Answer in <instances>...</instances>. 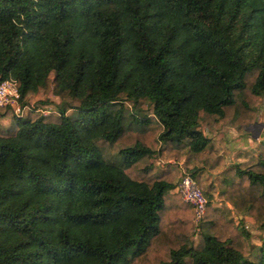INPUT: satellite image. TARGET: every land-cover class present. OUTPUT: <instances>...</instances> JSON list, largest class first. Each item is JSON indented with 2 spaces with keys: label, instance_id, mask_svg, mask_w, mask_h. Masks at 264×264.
<instances>
[{
  "label": "trees",
  "instance_id": "16d2710c",
  "mask_svg": "<svg viewBox=\"0 0 264 264\" xmlns=\"http://www.w3.org/2000/svg\"><path fill=\"white\" fill-rule=\"evenodd\" d=\"M9 78L22 107L50 88L60 102L0 112V264H264V239L224 218L219 233L209 201L198 243L172 232L193 215L182 161L198 186L219 172L264 232V142L226 167L202 130L256 121L264 0H0Z\"/></svg>",
  "mask_w": 264,
  "mask_h": 264
},
{
  "label": "rangeland",
  "instance_id": "374dc122",
  "mask_svg": "<svg viewBox=\"0 0 264 264\" xmlns=\"http://www.w3.org/2000/svg\"><path fill=\"white\" fill-rule=\"evenodd\" d=\"M53 77L54 75L52 74L51 78ZM47 101H52L56 103L60 102V100L53 94L52 88H50V90L44 91L41 94L31 97L30 104H32L34 108L39 107L40 109H44V110L50 109V108L56 109L53 105L42 104V103H46ZM253 103H254V108L256 107L255 108L256 109L255 111L256 121L255 123L251 124L247 128L234 129V128H230L222 124L221 126L222 130L217 133H212L211 131L207 130L206 127L202 128L205 135L211 138L212 142L215 144L213 148L216 151L213 154L215 157H218V155L221 156L220 154H222L223 151L224 153L226 152V154H224L225 155L224 157H230V156L232 157L231 159H228L227 161L229 162V164L226 162V167L227 166L230 167L233 164H238L237 160L240 158L238 156L239 153L252 152V150H247V149L241 150L233 154L232 156V154L227 152V148L225 147V144L223 145V143H253V137L255 138L257 137V139H255L256 142L254 143L264 142V97H260L256 99V101ZM5 121L7 123L0 121V126L7 127V125L9 124V121L13 122V117L10 115L9 117L6 118ZM258 139H260L261 141H257ZM151 140H149V142H151ZM216 149H219V150H216ZM258 151H259V148H257V150L253 152L258 154ZM248 161H251V158L247 159L246 161L243 159L241 162H248ZM169 162L172 163L173 161L170 160ZM154 164H155V161H154ZM182 164H183V161L181 162V164H179L178 174L174 180V184L178 181V179L180 178L182 174L181 168H180V165ZM158 166L160 167L161 165H158ZM159 167L157 168V172L160 171L161 167L160 168ZM155 168H156V164H155ZM202 175L203 176L199 177L200 179L199 187L202 190V192L207 196L210 206L213 209H217L220 212L219 215H221V216L218 215L220 217L219 219L221 222L218 225L219 227L217 231L223 234L222 228H224L225 230V225H226L225 221L231 220L235 225H241L242 228L245 230V232L249 233L250 242H252L254 245H259L264 239V232H261L258 229L257 222L253 219V217L250 214L242 213L239 210H237L233 206L232 202L229 201L226 198V196L221 193L219 172H216L214 170L213 171L206 170L202 172ZM174 193L177 194L176 191H174ZM178 216L181 218L182 221L183 220L186 221V224L182 228L177 229V231L175 230L176 229L175 228L172 231L173 234L174 235H178L180 233L183 235L185 234V236H187V239H189V241H194L195 244L198 243L200 240V236L198 235L199 231H197V228H195L194 214L192 215V213L187 211ZM223 218L227 220L223 222Z\"/></svg>",
  "mask_w": 264,
  "mask_h": 264
},
{
  "label": "built area",
  "instance_id": "2783aa9c",
  "mask_svg": "<svg viewBox=\"0 0 264 264\" xmlns=\"http://www.w3.org/2000/svg\"><path fill=\"white\" fill-rule=\"evenodd\" d=\"M20 99L19 87L14 79L9 78L0 83V111L10 109L12 115L15 117L27 116L34 107L32 104L22 107ZM37 111L47 115L50 109H38ZM156 163L157 165L163 164L159 160ZM180 168L182 174L175 183L174 191H176L184 203L192 207L195 228L199 231L207 212L208 200L197 182L182 168V165H180Z\"/></svg>",
  "mask_w": 264,
  "mask_h": 264
},
{
  "label": "crops",
  "instance_id": "0c3cea01",
  "mask_svg": "<svg viewBox=\"0 0 264 264\" xmlns=\"http://www.w3.org/2000/svg\"><path fill=\"white\" fill-rule=\"evenodd\" d=\"M6 120V119H5ZM4 119L2 120L4 123L6 122ZM7 123V122H6ZM255 139H257V137L255 138V137H253V143H223V145L225 144V147L227 148V152H229L230 154H232V156H233V154H235V153H237V152H239V151H241V150H245V149H247V150H252V151H255V150H257V148H258V145L260 144V143H254V142H256V140ZM263 139V138H262ZM257 141H261L260 139H258ZM222 146V145H221ZM249 148V149H248ZM216 150H219V149H216ZM236 150V151H235ZM220 152V151H219ZM245 152V151H244ZM247 152V151H246ZM219 154V153H218ZM224 154H226V152L224 153V151H223V153L222 154H220L221 156H225ZM232 157L230 156V157H225V160H226V162L228 161V159H231ZM244 158H242V157H240L237 161H238V163H241V161L243 160ZM245 160V159H244ZM228 164H229V162H227ZM230 164H232V163H230Z\"/></svg>",
  "mask_w": 264,
  "mask_h": 264
}]
</instances>
